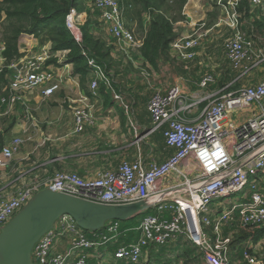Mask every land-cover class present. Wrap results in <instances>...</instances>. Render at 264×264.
<instances>
[{"label": "built area", "instance_id": "1", "mask_svg": "<svg viewBox=\"0 0 264 264\" xmlns=\"http://www.w3.org/2000/svg\"><path fill=\"white\" fill-rule=\"evenodd\" d=\"M210 1L223 12L217 26L230 31L223 43L225 58L239 77H243L264 61V57L253 36L242 29L244 19L239 11L242 0ZM246 2L251 12L258 10L264 17V0ZM89 7L99 12V20L108 26L114 45L126 58L133 48L141 47L142 40L134 30L125 26L117 0H94ZM79 21L75 10H71L65 20L78 43L82 37ZM201 37V33L194 32L188 37L176 39L171 45L176 58L182 62L192 61ZM3 50L0 44V54ZM57 54L50 55L49 51L43 50L8 66L0 55V73L5 68L14 70L7 89L8 97L1 99V103H7L5 115L17 102L23 103L26 113H30L25 95L51 83L54 72L47 68V62ZM88 65L92 76L89 83L91 95H98L101 84L114 93L110 76L92 60L88 61ZM212 83L213 78L205 76L199 86L206 88ZM57 88V84H52L43 95L48 97ZM114 98L120 100L119 96ZM176 105L185 107L178 86L169 88L165 93L156 91L147 103L153 129L165 127L162 132L165 145L174 150L165 162H152L145 166L141 159L123 161L116 170L93 179L59 171L43 187L34 183L11 197L0 198V228L43 189L103 206L150 201L155 203L152 209L155 214L142 218L136 229L138 239L120 247L113 255L115 262L111 264H137L144 248L168 245L179 237L186 238L199 249L203 264H230L226 257L230 239L221 236V227L228 225L244 231L264 228V83L234 92L223 93L222 90L218 96L209 98L206 108L194 122L180 118L179 109L174 108ZM251 107L255 111L247 120L240 124L229 121L230 115ZM90 114L84 108L73 109L76 133L83 132L85 125L91 123ZM22 143L16 138L2 147L0 168L9 165ZM247 191L250 193L247 202L236 199L232 203L219 202L225 197L246 194ZM216 200L217 203L214 202ZM118 228L117 221L110 222L104 232L100 235L91 233L89 238L88 233L78 228L72 218L63 216L58 229H53L39 240L33 251L34 258L37 264H69V259L77 254L72 264H86L84 252L99 249L117 239ZM204 229L210 230L213 238ZM60 237L70 239V247L64 254L54 252ZM244 260L246 264H259L248 251L244 253Z\"/></svg>", "mask_w": 264, "mask_h": 264}, {"label": "crops", "instance_id": "2", "mask_svg": "<svg viewBox=\"0 0 264 264\" xmlns=\"http://www.w3.org/2000/svg\"><path fill=\"white\" fill-rule=\"evenodd\" d=\"M209 2L188 0L182 11L184 20L174 25L175 34L178 35L177 39L188 37L194 32L202 34L195 58L192 61L182 62L176 58L170 46L168 59L161 60L156 69L145 63L137 48H133L127 58L118 51L109 34L108 26L99 20V15L92 16L95 15L93 11L90 17L92 35L105 42L106 47L111 49L110 68L107 74L113 84L114 93L109 92L112 98H109L105 104V98L100 93L96 97L87 96L80 88L78 80L71 76V66L63 64L66 53L61 52L54 56L57 59L56 64H47V68L54 72L51 83L40 86L25 95L30 113L27 114L23 103L19 102L8 115L3 113L5 110H0L2 146L16 138L23 141L9 165L0 168V198L11 197L34 183H40L43 187L59 171L75 173L84 179H93L107 171L116 170L123 161L133 162L141 159L145 166L152 162H165L174 150L165 145L162 136L165 127L153 129L147 110V103L156 91L165 93L169 88L178 86L181 91L182 105L185 107L176 105L174 108L179 109L180 118L186 122H194L201 116L209 98L218 96L222 90L223 93L226 91L228 93L264 83V61L249 70L243 77H239L238 72L231 68L223 50L224 40L230 31L228 28L217 26V21L223 16V12L218 5L210 0ZM252 12L254 16L243 20L242 29L253 36L254 43L261 48L264 57V22H261L263 26L260 27L252 25V29L250 24L258 19L259 11L253 10ZM210 13H215L216 19L211 26L205 27L210 19ZM78 16L82 23L86 21V14ZM147 21L148 18L144 16V24ZM124 24L127 28L133 24L135 27L132 30H136L135 22L128 23L124 18ZM40 42L32 36H20L19 52L23 54L20 60L43 50L50 51V43ZM205 76H211L213 83L206 88H200V82ZM90 81L87 82L89 93ZM52 84H57L58 88L50 96L45 97L43 92ZM117 93L127 98L130 107L125 105L123 100L120 102L121 97ZM115 95L119 96L120 100H115ZM75 108L86 109L93 119L91 123L85 125L81 133L75 132L73 118ZM254 111L255 108L251 107L236 112L229 116V121L240 124L247 120ZM262 187L264 188V179ZM243 195L245 198L241 202L249 201L248 194L242 193L241 196ZM149 212L155 214L152 210ZM58 227L59 220L55 222L53 229L57 230ZM134 231L137 232V230ZM204 231L213 238L210 230L204 229ZM243 232L245 231L228 225L221 227V236L230 239L226 252L230 264H244L245 262L244 253L248 251L247 245L250 240L253 241L252 238L248 239L246 245L240 244L239 249L243 251L241 258H238L239 249L231 246V242ZM86 233L90 235H87L89 238L92 237L91 233ZM124 233L119 231L120 236ZM137 239L138 237L135 240ZM130 243L123 244L117 239L113 244L85 251L84 254L86 260L89 259L88 264L99 262L100 264H111L115 262L114 253L120 247ZM114 246H117L116 250H112ZM35 247L31 252V264H37L33 255ZM69 247L70 239L60 237L54 247V252L64 254ZM185 247L198 249L186 238L179 237L167 246V248H178L176 252L166 250L158 258L156 250L152 252L147 248L140 259V264H153L152 260L154 264L168 263V260L170 261L168 264H175L177 262L175 255L180 254ZM234 254L237 256L236 259H233ZM76 257L77 254H74L69 259V264H72Z\"/></svg>", "mask_w": 264, "mask_h": 264}, {"label": "trees", "instance_id": "3", "mask_svg": "<svg viewBox=\"0 0 264 264\" xmlns=\"http://www.w3.org/2000/svg\"><path fill=\"white\" fill-rule=\"evenodd\" d=\"M117 1L122 12V17L128 23H136L137 33H139V37L142 40L141 47L139 48L141 57L146 64L156 69L161 60L168 59L170 46L178 37L175 34L174 25L184 20L182 11L187 0ZM71 10H75L78 15L86 14L84 24H78L82 35L79 43L76 42L65 23L66 17ZM93 11L95 15H92ZM239 11L243 15L244 20L254 16L246 0L241 1ZM91 15L95 17L96 15L100 16L97 10H92L86 5V0H0V41L4 47L0 55L5 59L6 66L19 61L23 57V54L19 52L18 44V40L22 35L32 36L38 41H41L40 43H50V55L65 52V64L71 66V76L78 80L80 88L85 94L92 97L87 88L88 80L92 79L88 61L92 60L96 66L107 73L110 68L111 49L110 47H106L105 42L92 35ZM144 16L148 18L145 24L143 22ZM209 18L205 27L213 24V21L216 19V14L210 13ZM257 20H255L253 25L255 27L263 26L261 22H264V17L261 13H258ZM56 60V58H51L47 64H56ZM13 72L14 70L5 68L0 73V110L3 109V111H6L7 103H1V99H7L8 97L7 89ZM109 92L104 85L101 84L99 86L98 94L100 93L105 98V104H107L106 101L109 98H112ZM2 145L3 143L0 141V151L3 147ZM247 194L250 196L249 191H247ZM148 215H152V213L147 212L143 217ZM140 221L130 220L122 223L118 222V232H125L121 236H117L118 242L126 244L135 240L139 234L134 230L139 226ZM95 234L98 235L99 233ZM250 237L253 242H258L264 237V228L256 230L253 235L240 233L231 242V246L240 248V244H246ZM167 246L169 244L163 246L151 245L147 248L152 252L156 250L158 258L166 250H170V252H176L178 250V248H167ZM116 247L114 246L112 250ZM147 248L143 249L142 255ZM239 251L240 255L238 258H241L243 251L242 249H239ZM248 252L251 251L248 249ZM199 259L202 260V255L198 249L185 247L181 250L180 254L175 255V260L177 261L175 264H178L180 260L181 262L179 264H198ZM88 261L89 259L86 260V264H88ZM152 263L154 264L153 260ZM163 263L159 262L158 264ZM137 264H140V261Z\"/></svg>", "mask_w": 264, "mask_h": 264}, {"label": "water", "instance_id": "4", "mask_svg": "<svg viewBox=\"0 0 264 264\" xmlns=\"http://www.w3.org/2000/svg\"><path fill=\"white\" fill-rule=\"evenodd\" d=\"M154 202L103 206L41 190L30 199L8 226L0 228V264H31V252L39 240L53 230L55 222L69 216L78 228L99 233L108 222L128 221L152 210ZM92 219L85 226L81 222Z\"/></svg>", "mask_w": 264, "mask_h": 264}, {"label": "rangeland", "instance_id": "5", "mask_svg": "<svg viewBox=\"0 0 264 264\" xmlns=\"http://www.w3.org/2000/svg\"><path fill=\"white\" fill-rule=\"evenodd\" d=\"M93 1L94 0H86V5L87 6H91V4L93 3ZM188 1V0H187ZM205 2H209V0H204ZM210 3V2H209ZM82 19H84V18H82ZM1 23V22H0ZM80 23L81 24H84V21H83V23L80 21ZM80 23H78V24H80ZM247 26V25H246ZM245 26V27H246ZM133 27H135L133 24H131V25H129L128 26V28L129 29H133ZM135 30V29H134ZM136 31V30H135ZM137 32V31H136ZM0 34H1V29H0ZM137 36H139V34L138 33H135ZM221 42H222V40H221ZM242 84H246V83H242ZM113 85V84H112ZM239 87H241V85H239ZM118 94V93H117ZM120 97H121V101L120 102H122V100L125 102V105H127L128 107H130V104H129V101L127 100V98L123 95V94H118ZM126 100V101H125ZM120 105V104H119ZM121 106H122V104H121ZM250 182H252V179L250 180ZM249 182V183H250ZM241 194L242 193H240V194H237V195H232L231 197H225V198H223L222 200H220L219 202H221V203H228V202H230V203H232V202H235V199L237 200V201H242L244 198H245V196L243 195V196H241ZM215 203H217L218 202V200H216V201H214ZM20 211L21 210H19V211H17V212H15V214L10 218V220L5 224V226H8L9 224H10V222L20 213ZM143 217V215L142 214H140V215H138V216H136V217H134V218H132L131 220H141V218ZM115 220H113V221H111V222H114ZM128 221H130V220H128ZM117 222H119V223H122V222H127V221H121V220H119V221H117ZM82 223V225H85V226H88V225H90V224H92L93 223V220L92 219H88V220H86V221H83V222H81ZM263 229V228H262ZM255 231H256V229H253V230H248V231H245V232H243V233H245V234H247V235H253V233H255ZM242 234V233H241ZM87 235H89V234H87ZM117 239H118V237H117ZM117 239H114V240H116L117 241ZM114 240L113 241H111L110 243H108V244H106V246L107 245H109V244H113V243H115L114 242ZM246 245V244H245ZM248 249L251 251L250 253L254 256V257H256V259L258 260V263L259 264H264V237L262 238V239H260L258 242H253V241H249V243H248ZM237 249V248H236ZM239 249V248H238ZM237 249V250H238ZM234 253H237V251H234ZM237 258V256H236V254H234V256H233V259H236ZM181 261V260H180ZM203 263V260L201 261L200 259H199V263L198 264H202Z\"/></svg>", "mask_w": 264, "mask_h": 264}]
</instances>
